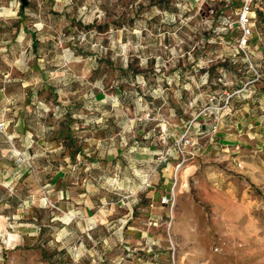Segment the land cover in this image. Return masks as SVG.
<instances>
[{
  "label": "rangeland",
  "instance_id": "1",
  "mask_svg": "<svg viewBox=\"0 0 264 264\" xmlns=\"http://www.w3.org/2000/svg\"><path fill=\"white\" fill-rule=\"evenodd\" d=\"M10 12L0 264H264V0Z\"/></svg>",
  "mask_w": 264,
  "mask_h": 264
},
{
  "label": "crops",
  "instance_id": "2",
  "mask_svg": "<svg viewBox=\"0 0 264 264\" xmlns=\"http://www.w3.org/2000/svg\"><path fill=\"white\" fill-rule=\"evenodd\" d=\"M15 3L18 4L17 0H0V11H4L5 14L11 13L10 11L13 9ZM6 5H8L9 9H11V10L5 8ZM19 8H20V6H19ZM21 14L24 15L23 12ZM6 19H8V17H1L0 16V29L1 30L8 25L6 22ZM0 74H2V73H0ZM2 76L6 77V75H2ZM7 82H8L7 80H4V81L0 80V105H1V101L3 98L10 96L9 92L11 91V89L9 88L10 86L7 85Z\"/></svg>",
  "mask_w": 264,
  "mask_h": 264
},
{
  "label": "built area",
  "instance_id": "3",
  "mask_svg": "<svg viewBox=\"0 0 264 264\" xmlns=\"http://www.w3.org/2000/svg\"><path fill=\"white\" fill-rule=\"evenodd\" d=\"M18 6V4H17ZM248 15H249V4L248 2L246 1L243 8H242V11H241V14H240V22L243 26V29L246 25V23H248ZM2 126V123H0V127Z\"/></svg>",
  "mask_w": 264,
  "mask_h": 264
},
{
  "label": "water",
  "instance_id": "4",
  "mask_svg": "<svg viewBox=\"0 0 264 264\" xmlns=\"http://www.w3.org/2000/svg\"><path fill=\"white\" fill-rule=\"evenodd\" d=\"M21 10L28 6V0H17Z\"/></svg>",
  "mask_w": 264,
  "mask_h": 264
},
{
  "label": "trees",
  "instance_id": "5",
  "mask_svg": "<svg viewBox=\"0 0 264 264\" xmlns=\"http://www.w3.org/2000/svg\"><path fill=\"white\" fill-rule=\"evenodd\" d=\"M255 12L261 18L262 13L260 11H255ZM263 52H264V49H263Z\"/></svg>",
  "mask_w": 264,
  "mask_h": 264
}]
</instances>
